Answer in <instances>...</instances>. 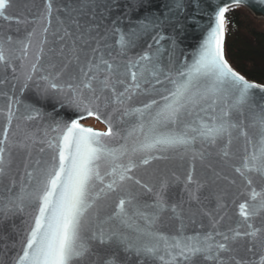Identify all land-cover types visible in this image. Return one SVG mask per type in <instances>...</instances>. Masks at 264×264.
<instances>
[{
    "label": "snow or ice",
    "instance_id": "6c2138e0",
    "mask_svg": "<svg viewBox=\"0 0 264 264\" xmlns=\"http://www.w3.org/2000/svg\"><path fill=\"white\" fill-rule=\"evenodd\" d=\"M245 4L264 9V0L230 6ZM33 6L0 0V19L26 33L0 28V83L9 70L15 82L0 90V264H264V95L253 93L264 86L226 59L230 6L45 0L36 14ZM190 26L203 35L186 54ZM33 87L35 98L22 99ZM65 108L74 118L60 116ZM89 118L107 130L85 126ZM175 160L190 165L183 182L196 186L195 207L166 196L180 180L168 167ZM166 213L180 223L175 232L156 228ZM197 217L200 230L188 234L185 219Z\"/></svg>",
    "mask_w": 264,
    "mask_h": 264
},
{
    "label": "water",
    "instance_id": "95a60500",
    "mask_svg": "<svg viewBox=\"0 0 264 264\" xmlns=\"http://www.w3.org/2000/svg\"><path fill=\"white\" fill-rule=\"evenodd\" d=\"M30 4H34V6L32 7V13L36 14L40 11H43V7H44V3L45 0H29ZM63 3V0H54V7L61 5ZM211 3L213 5V7H223V6H230L231 5V0H211ZM243 7L245 9H247L254 18L256 19H260V20H264V9H261L259 7H251L247 4L240 6ZM234 8V6H230V9ZM55 15L56 13H53V22H52V31L56 30L57 25H56V20H55ZM29 19L31 18V16L28 17ZM202 24H207L208 23V17L204 16L201 20ZM29 28L31 27V25L28 26ZM0 28H3L5 30L7 29H11L12 34H16V29L19 28L20 32H19V36L22 38L26 33H25V25L23 24H19L17 25L14 21L11 22L9 24V22L3 21L2 19H0ZM203 32L200 29H196L195 26H190L189 30L186 32L185 36L183 37L181 43H180V47L181 49L184 50V52L186 54H190L197 46L198 43L200 42L201 38H202ZM49 39L51 40L52 37L49 36ZM35 53V48L32 49V54L34 55ZM131 54V53H130ZM8 82L6 84L4 83H0V90H4V91H10L11 89V85L13 83H15L12 80V74H11V70L8 71ZM4 77V72L2 69H0V79H3ZM251 82V81H250ZM254 95L259 98L261 95H264V92H261L260 89H254L253 90ZM16 94L19 96L20 92H19V86H17V90H16ZM22 99L25 100H33L35 98V88L33 87L32 89L26 91L23 96L21 97ZM3 106V98H0V107ZM53 106H54V102H49L48 104H46L44 106L45 111H52L53 110ZM56 108L58 109V105H56ZM60 111V116L64 119H69L74 118L73 116V111L71 109H62L59 110ZM89 120H94L95 122H97L98 124H100L101 126H103L106 129V126L96 120L95 118H89L86 121ZM86 121H83V123L85 124ZM3 117L0 116V127L3 126ZM34 124L38 123V122H33ZM87 126V125H85ZM91 127V126H88ZM94 128V127H92ZM97 131H101L103 132L104 130L101 129H96ZM215 163V162H214ZM168 167L169 170L171 172H174L176 176L180 177V180L178 181H173L172 184L170 185L169 191L166 194V196H168L170 198V202L172 203H180L183 201L184 207L187 209L189 206V203H191L193 205V207H195V202L194 201H190L189 199V191L190 190H195V184L190 185L187 189L185 188V184H184V179L186 177L187 171L190 167V165L188 164V162H183L181 163L179 160H175V161H171L168 163ZM217 170H220L219 167H217ZM204 170L201 168L200 163L197 161L196 163V172L194 174L196 179H203L204 175H203ZM225 174H228V170L225 169L224 170ZM219 185L221 187H227V181L221 180L218 182ZM210 192V189L205 187L203 189L200 190V195L203 197L204 195H208ZM207 203V202H206ZM229 208L227 209L228 214L230 216L236 217L238 215V207H236L235 205H231V202ZM212 207L215 206L214 201L211 204ZM23 220V217L17 218V224H21ZM200 223H201V218L197 217V223L195 225H192L188 222L187 219H185V225H186V230L188 232V234H192L193 229L195 230H200ZM203 223L205 225H207L208 221L207 218L203 219ZM223 223H227V221L223 222ZM180 226V223L178 220L171 218V214L170 213H166L162 216L161 220L158 221L156 228L159 229L160 231L166 232V233H172L175 232L176 229H178ZM15 251L11 252L10 255H14ZM149 264H151V262H149Z\"/></svg>",
    "mask_w": 264,
    "mask_h": 264
},
{
    "label": "trees",
    "instance_id": "16d2710c",
    "mask_svg": "<svg viewBox=\"0 0 264 264\" xmlns=\"http://www.w3.org/2000/svg\"><path fill=\"white\" fill-rule=\"evenodd\" d=\"M226 18V59L246 79L264 86V31L243 8H231Z\"/></svg>",
    "mask_w": 264,
    "mask_h": 264
},
{
    "label": "rangeland",
    "instance_id": "374dc122",
    "mask_svg": "<svg viewBox=\"0 0 264 264\" xmlns=\"http://www.w3.org/2000/svg\"><path fill=\"white\" fill-rule=\"evenodd\" d=\"M235 8V7H234ZM239 8H243V7H239ZM251 17L252 19L255 21V25L261 29L262 31H264V20H260V19H256L252 16V14L245 8H243ZM85 125L87 126H91V127H94L96 129H103V127L98 124L97 122H95L94 120H89V121H86L85 122Z\"/></svg>",
    "mask_w": 264,
    "mask_h": 264
},
{
    "label": "flooded vegetation",
    "instance_id": "af4514ba",
    "mask_svg": "<svg viewBox=\"0 0 264 264\" xmlns=\"http://www.w3.org/2000/svg\"><path fill=\"white\" fill-rule=\"evenodd\" d=\"M103 127V126H102ZM101 130H105V128L103 127V129H101Z\"/></svg>",
    "mask_w": 264,
    "mask_h": 264
}]
</instances>
